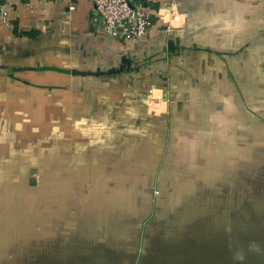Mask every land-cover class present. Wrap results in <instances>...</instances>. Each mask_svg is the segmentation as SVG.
<instances>
[{
  "label": "crops",
  "instance_id": "1",
  "mask_svg": "<svg viewBox=\"0 0 264 264\" xmlns=\"http://www.w3.org/2000/svg\"><path fill=\"white\" fill-rule=\"evenodd\" d=\"M174 1L180 28L166 31L147 0L149 32L124 43L90 0H9L0 264H198L182 242L212 199L201 191L236 192L237 208L258 194L264 0ZM151 89L168 94L167 113L150 111ZM165 203L189 218H152Z\"/></svg>",
  "mask_w": 264,
  "mask_h": 264
},
{
  "label": "rangeland",
  "instance_id": "2",
  "mask_svg": "<svg viewBox=\"0 0 264 264\" xmlns=\"http://www.w3.org/2000/svg\"><path fill=\"white\" fill-rule=\"evenodd\" d=\"M165 98L169 102L168 94ZM164 110L167 113V108ZM260 179L258 194L249 196L244 207L233 205L236 192L201 191L212 199L198 201L209 206L202 205L199 207L201 212L196 209L191 213V218H197L194 229L189 231L188 226L180 227L184 232L195 233L194 239L182 244L188 254L196 255L198 264H264V175ZM197 193L191 198L196 199L195 202ZM186 196L189 195H183L182 199H189ZM166 207L154 208L152 218H189L187 205L184 209L177 204L171 207L166 204ZM212 217L218 218L219 222L213 225L201 223Z\"/></svg>",
  "mask_w": 264,
  "mask_h": 264
},
{
  "label": "built area",
  "instance_id": "3",
  "mask_svg": "<svg viewBox=\"0 0 264 264\" xmlns=\"http://www.w3.org/2000/svg\"><path fill=\"white\" fill-rule=\"evenodd\" d=\"M70 1L68 7H75L74 0ZM97 9L104 31L110 37L124 43H134L145 36L150 29L151 11L141 1L132 2L130 0H90ZM157 5L154 14L162 27L169 32L180 28L184 14L180 12L174 0H156ZM9 0H0V20L9 26L10 17L8 9ZM155 89L149 90L145 100L150 111L156 113L164 112L167 107V99L164 93Z\"/></svg>",
  "mask_w": 264,
  "mask_h": 264
},
{
  "label": "trees",
  "instance_id": "4",
  "mask_svg": "<svg viewBox=\"0 0 264 264\" xmlns=\"http://www.w3.org/2000/svg\"><path fill=\"white\" fill-rule=\"evenodd\" d=\"M132 2H137V1H141V2H146L147 3V0H130ZM149 5V4H146V6ZM157 4H154L153 7H156Z\"/></svg>",
  "mask_w": 264,
  "mask_h": 264
},
{
  "label": "water",
  "instance_id": "5",
  "mask_svg": "<svg viewBox=\"0 0 264 264\" xmlns=\"http://www.w3.org/2000/svg\"><path fill=\"white\" fill-rule=\"evenodd\" d=\"M171 44H172V40L169 41V45H171Z\"/></svg>",
  "mask_w": 264,
  "mask_h": 264
}]
</instances>
